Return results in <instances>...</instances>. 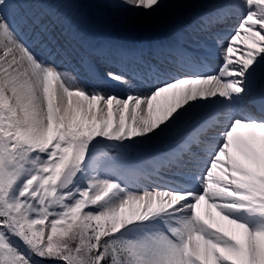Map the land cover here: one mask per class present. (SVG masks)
<instances>
[{
    "label": "snow or ice",
    "instance_id": "6c2138e0",
    "mask_svg": "<svg viewBox=\"0 0 264 264\" xmlns=\"http://www.w3.org/2000/svg\"><path fill=\"white\" fill-rule=\"evenodd\" d=\"M13 4L0 0V264H264V95L260 116L236 108L264 73V0H220L204 18L211 26L239 11L231 34L216 39L215 73L158 74L126 98L89 91L39 58ZM117 6L152 15L166 4ZM25 24L43 43L42 22ZM104 78L132 88L122 74ZM201 101L216 108L192 117ZM189 118L163 159L190 165L195 187L137 191L102 167L103 150Z\"/></svg>",
    "mask_w": 264,
    "mask_h": 264
},
{
    "label": "bare ground",
    "instance_id": "6f19581e",
    "mask_svg": "<svg viewBox=\"0 0 264 264\" xmlns=\"http://www.w3.org/2000/svg\"><path fill=\"white\" fill-rule=\"evenodd\" d=\"M17 2L19 1H14L12 8H17L16 6L19 5ZM78 2L83 6L92 8L96 15V21L101 22V28H105L110 32L109 36L114 41L108 45L111 53L114 51L118 52L119 50L122 52V47H124V45L121 47V44L124 41H128L133 49L138 50L137 52H141L145 48H148L150 53L153 54L169 50L171 51L169 53L172 55L180 57L185 54L179 46V40L182 36H185L187 38L186 41L191 45H198L200 41H205L203 39L204 37L197 33L196 26L199 21L196 19H191V21H189V17H191L192 13H202L207 17H210L214 13V10H217V5L220 0H165L166 6L152 15L139 14L134 9L130 10L118 7L117 4L119 0H78ZM23 12L24 15L29 14L27 10ZM12 14L15 16L25 40H27L28 44L32 47L38 57L42 54V56H40L41 59H45L50 64H54L58 70L68 74L70 78L75 77L80 85L86 87L89 91L99 90L106 95H116L120 98H126L129 90L134 93H141L137 91L133 85L132 88L129 89L115 81L105 79L101 74L102 70H96L94 65L88 59L82 61V59L86 57L80 51L77 42L80 41V37L76 38L74 30H64L60 37L57 35L58 38L56 35H51L49 33L51 31H48L49 29H47V27L53 23L54 20V25L59 24V18L55 14L52 15L51 21H46L44 24L42 23L43 28L46 30V39L39 46H37L32 38L33 32L31 27L25 24V20L22 17L16 16L15 13ZM37 14L42 16L41 19L47 20L48 16L41 13ZM234 14L239 16V11L237 10L233 12L230 18L232 20L231 22L235 21L233 18ZM238 19L236 18L234 27L237 25ZM51 28L53 29V26ZM59 30L61 31L62 28L60 27ZM231 32L232 30L227 31L223 37H227ZM65 37L67 38L65 39ZM81 42V44L84 45V41ZM213 50L214 52L212 54L207 55L201 52L187 54L186 60L188 66H191L195 73H215L218 70L221 59L218 47H214ZM80 61H82L83 65L78 71H75V67H77L75 65L79 64ZM125 62L126 61H124V63ZM112 72L116 71L112 70ZM248 93H255L258 95L259 99L264 95V73H258L252 80L249 85ZM166 95L170 96L171 94ZM164 103V97H161L159 104L163 105ZM201 103L204 104L205 107L194 110L192 117H196L201 113L212 111L216 108L215 105L208 104L206 101H201ZM236 108L240 115H248L249 112H252L251 114H256L257 116L260 115L255 110V107L244 101H239ZM193 123H195V120L189 118L178 125L175 129L160 137L144 143L131 144L132 147L149 150L150 155L147 158L134 162L129 168L113 169L112 167H106L105 165L106 168H104V170L108 173L120 175L122 179L126 180L130 187L137 191H142L144 189L153 190L152 187L146 185V182L148 180L155 181L156 179L147 177L146 172L154 173L157 170L156 167L153 168L152 165L154 157L159 153H164V151L170 150L180 136ZM184 182L189 185L181 188H192L196 186L191 179H184ZM158 183L162 182L158 181Z\"/></svg>",
    "mask_w": 264,
    "mask_h": 264
},
{
    "label": "rangeland",
    "instance_id": "374dc122",
    "mask_svg": "<svg viewBox=\"0 0 264 264\" xmlns=\"http://www.w3.org/2000/svg\"><path fill=\"white\" fill-rule=\"evenodd\" d=\"M14 1L24 2V6L22 7L21 10H25L28 4L31 5L30 9L28 10L31 12L29 19L31 17H34L37 19H39L40 17L41 19L42 16H40L37 13H41L43 15L46 14L47 16L53 15L52 11H55L56 14H59L61 16L64 15L63 16L64 20H62L59 15L57 16L60 20H62V22H65V24L62 23L58 25H53V23H51L50 25H53L54 30L51 27H47V29H49L48 31H51L49 32L51 35H56V36L58 35L60 37L61 31L59 30V28L61 27L63 31L64 30L63 27H67V28L70 27L71 29L76 28L77 33L74 32V34H76V38L80 37L79 38L80 41H77L78 43L79 42L81 43V41H85V42L96 41L92 39L96 36V32H98L99 34L105 35V36L106 35L109 36L110 32H108V30H106L105 28H101L100 21L99 22L96 21V15L94 13V10L87 6L81 5L78 2V0H14ZM10 11H12V9H10ZM12 13L14 12L12 11ZM15 15L17 16V14ZM49 20L50 18L47 17L46 21H49ZM41 22L43 21L41 20ZM40 56H42V54ZM240 101H243V100H240ZM105 150H107V157L101 160L102 163L105 162L102 165L103 168H106L105 167L106 164L107 165L109 164V166L111 167H117V168H125L128 165H132V162H130L129 160L126 149L123 148V149H119L118 151L117 149H114L113 151L114 152L116 151V154H114V152L110 153L111 149H105Z\"/></svg>",
    "mask_w": 264,
    "mask_h": 264
},
{
    "label": "water",
    "instance_id": "95a60500",
    "mask_svg": "<svg viewBox=\"0 0 264 264\" xmlns=\"http://www.w3.org/2000/svg\"><path fill=\"white\" fill-rule=\"evenodd\" d=\"M131 151V154H132V157L133 159H137L138 157H140L141 155H146V153H140L138 154V152L135 150V149H130Z\"/></svg>",
    "mask_w": 264,
    "mask_h": 264
}]
</instances>
